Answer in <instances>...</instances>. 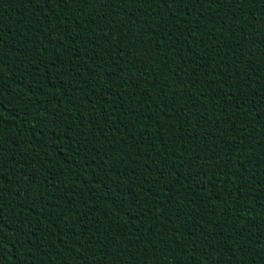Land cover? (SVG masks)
Returning a JSON list of instances; mask_svg holds the SVG:
<instances>
[{
	"label": "trees",
	"instance_id": "1",
	"mask_svg": "<svg viewBox=\"0 0 264 264\" xmlns=\"http://www.w3.org/2000/svg\"><path fill=\"white\" fill-rule=\"evenodd\" d=\"M175 9L0 0V264H264V4Z\"/></svg>",
	"mask_w": 264,
	"mask_h": 264
},
{
	"label": "snow or ice",
	"instance_id": "2",
	"mask_svg": "<svg viewBox=\"0 0 264 264\" xmlns=\"http://www.w3.org/2000/svg\"><path fill=\"white\" fill-rule=\"evenodd\" d=\"M51 2V0H45V3H49ZM62 3L65 4V6H67L69 3L72 2V0H61ZM81 2H88V0H81ZM100 2L103 4V6L108 7L109 5H112L115 3V0H100ZM171 2L172 4L176 5V12H180V13H184L186 11V9L188 8L189 5H191V9L193 11L197 10V8H201L204 7L205 2L208 3L209 6H211L212 3H224V4H229V3H236V4H240L242 3V0H158V4L159 3H169ZM256 2H260L262 4H264V0H252V3H256ZM181 5H183V7H181ZM169 11H173L172 9H170ZM2 91H0V95H2ZM3 153H4V148H3V143L0 142V167H6V163H4L3 161ZM223 167H227V163L225 162V164L223 165ZM196 175H199V173H196ZM231 210V209H229ZM240 219H244L243 216H239L237 218V222ZM4 213H3V206H0V233L3 232L4 229ZM14 230V229H13ZM3 245H4V237L2 235H0V250H3ZM213 246L211 244L207 245V248H212ZM207 248L205 250L201 251V255L204 256V260L202 261V264H223V262L220 259H213V256L211 253H209L207 251ZM193 251H196L195 248L192 249ZM229 251L235 252L237 251V249H230ZM264 258V257H262ZM154 262H156V264H164V254L161 253L159 255V257H153ZM82 264H87V261L82 262ZM178 264H183V261L178 262ZM228 264H231V260L228 261ZM240 264H244L243 259L241 258L240 260ZM253 264H255V262L253 261Z\"/></svg>",
	"mask_w": 264,
	"mask_h": 264
}]
</instances>
